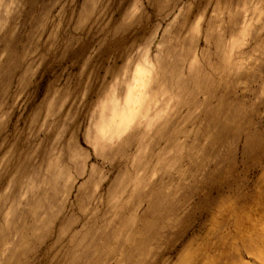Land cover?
<instances>
[{"label": "rangeland", "instance_id": "obj_1", "mask_svg": "<svg viewBox=\"0 0 264 264\" xmlns=\"http://www.w3.org/2000/svg\"><path fill=\"white\" fill-rule=\"evenodd\" d=\"M0 264H264V0H0Z\"/></svg>", "mask_w": 264, "mask_h": 264}]
</instances>
